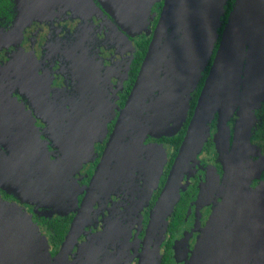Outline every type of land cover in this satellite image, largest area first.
Wrapping results in <instances>:
<instances>
[{
    "label": "flooded vegetation",
    "instance_id": "obj_1",
    "mask_svg": "<svg viewBox=\"0 0 264 264\" xmlns=\"http://www.w3.org/2000/svg\"><path fill=\"white\" fill-rule=\"evenodd\" d=\"M14 1L11 13L0 17V133L6 131L5 125L17 124L20 115L24 114L32 118L35 122L29 121L30 126L28 124L26 132L32 127V122L40 130L39 133L48 143L46 147L49 159L63 175L58 176L55 183L59 182L63 185L59 190L71 194L77 191L78 187L89 185L98 168L118 120L120 109L124 107L138 78L165 0H158L152 6L147 0ZM223 18L224 15L221 17L222 22ZM221 29V26L218 27L216 47L222 38ZM165 40L166 38L163 39V43ZM143 42L147 45V50L144 57L137 61ZM65 52L70 53L75 59L77 71ZM216 53L215 49L205 66L200 68L201 75L190 94L188 115L176 134L153 135V137L152 134H148L142 137L139 135L138 126L130 131L131 136L134 137H129L125 143L130 147L133 144L135 160L127 165L124 164L123 168L119 165V171L124 173L129 171L131 175L124 174L121 181L99 197L83 233L68 255L66 264H72L82 246L95 247V249L99 247L105 251L103 253L107 251L109 256L119 255L123 247L126 251L121 255L129 252L132 258L131 264H139L152 209L164 188L186 133L178 148L176 143L169 144L162 138L176 137L184 125L189 124ZM135 71L136 74L133 76ZM79 72L84 81L79 77ZM244 78L245 81L241 84L239 92V99L243 105H237L227 123L230 131L228 148L221 146L223 150L216 144L215 134L218 135L219 132V113H216L210 124V134L202 148L185 162L186 168L176 197L173 199V210L176 209V213L182 212L183 217L179 222H174L172 217L175 210L172 216L170 215L169 222L171 221L172 224L166 231L162 245V253L167 244L171 245L172 264H188L201 229L223 198L225 191L221 194L220 190H227L240 175L251 172L256 176L250 180L247 190L254 193L264 189V137L260 134V127L264 126V78L262 75L259 76L258 83L250 81L252 86L247 85L249 81L246 74ZM188 82H184L185 84L182 82V91ZM163 92L157 90L147 101H155ZM177 103L168 105V108L174 110ZM246 110L252 115L253 140L259 146L260 152L258 155H250V161L253 160L250 163L247 157L248 147L241 148L240 156H236L239 157L236 161L239 164L235 173L227 172L228 177L219 182L218 186L207 185L206 196L211 202H203L200 195L205 189L203 185L206 178L211 175L207 172L206 166L213 164L223 178L225 170L222 162L223 158L227 157L224 153L222 158L221 153L229 148L233 152L239 147L234 143L235 133L237 125L240 124L241 114ZM149 123L151 122L147 120L145 125L150 126ZM27 144L28 157L43 156L45 147H39L32 141H27ZM160 144H166L170 157L159 185L149 196L151 185L147 188L145 182L141 180L148 177L150 181H155L156 171L153 176H148L149 173L151 175L153 166L149 165L145 173L144 170L148 158L150 157L151 160L155 158ZM137 145L138 148H135ZM152 163L154 165L155 162ZM37 168L40 169L36 170L38 173L44 172L39 165ZM224 181H228L229 185H224ZM215 183L217 185V182ZM182 185H186V188H181ZM141 187L146 189H143L141 195H135V190L138 188L141 190ZM78 194L81 203L85 192ZM144 195L147 204L134 216L133 213L137 209L136 202L132 208L130 207L131 209L127 208L128 204L136 198H138L137 202L141 203ZM2 196L15 203L21 202V199L11 193L8 195L3 192ZM112 206L116 208L110 210ZM31 215L47 235L52 256L55 258L69 233L76 211L55 217L41 216L38 213ZM71 215L67 232L62 241L56 244L52 239L56 234L52 222ZM177 217L179 219L180 214H177ZM123 219L127 221L123 222ZM127 225L131 227L130 234ZM120 226L124 228L122 234ZM180 241L183 243V246L179 244L180 254L183 256L181 262L177 260L175 249Z\"/></svg>",
    "mask_w": 264,
    "mask_h": 264
},
{
    "label": "water",
    "instance_id": "obj_2",
    "mask_svg": "<svg viewBox=\"0 0 264 264\" xmlns=\"http://www.w3.org/2000/svg\"><path fill=\"white\" fill-rule=\"evenodd\" d=\"M202 1H165L138 78L124 107L120 109L118 120L98 168L89 185L75 190V195L82 191L85 195L53 264L67 263L68 255L78 237L83 233L99 197L121 181L124 174L131 175L129 171L126 173L119 171L120 166L123 168L124 164L127 165L135 160L133 144L130 147L125 143L129 137H134L131 136L130 131L139 125V135L142 137L148 134L170 136L176 134L183 125L188 115L191 91L201 75V70L196 69V66L204 67L213 54L219 34L218 27L222 26L221 17L225 13L227 3V0H205V4L204 2L201 4ZM258 25L261 27L258 28ZM263 26L264 0L235 1L186 136L164 188L152 209L139 264H148L152 255L151 247L159 227L162 223L167 227V219L173 212V199L176 197L186 168L185 162L202 148L210 134V124L216 113H219L218 133L225 135V148H228L230 131L227 123L237 105H243L239 99L241 84L245 81L244 75H248L249 67L257 63L253 59L254 54L257 53L255 48L262 43L259 35ZM185 29L191 36L188 47H184ZM262 52L264 56V51ZM65 53L77 71L75 59L70 53ZM201 58L203 62H200ZM167 61L174 62L176 76L173 80H169L167 75V77L162 76ZM189 67L192 73L189 72ZM263 72L262 68L260 74L262 75ZM84 75L87 79L86 74ZM95 76L99 78L97 73ZM79 77L84 81L80 72ZM189 79L191 87L187 89L184 85L185 89L182 91V82L187 83ZM208 85H211V92L207 91ZM157 90L164 92L155 101H147ZM175 102L178 103L174 110H170L168 105ZM147 120L151 122L150 126L145 125ZM142 122L144 124L141 125ZM239 123L237 125L239 129L242 125L252 127V115L248 110L243 111ZM5 127L7 128L6 125ZM135 148H138V145ZM229 149L221 155L225 153L231 160L232 151ZM28 158L29 162L30 158L32 159L34 167L37 168L39 165L44 171L36 174L35 180L39 185L47 186V191H50L52 187L62 189L63 185L59 182L55 183V179L63 175L58 168H55L54 162L49 157L38 155ZM3 171L1 164L0 183L2 184L8 183V180H5L6 177H11L9 173ZM254 176H256L254 172L240 175L225 191L206 225L201 229L188 264H264V189L254 193L247 190Z\"/></svg>",
    "mask_w": 264,
    "mask_h": 264
},
{
    "label": "rangeland",
    "instance_id": "obj_3",
    "mask_svg": "<svg viewBox=\"0 0 264 264\" xmlns=\"http://www.w3.org/2000/svg\"><path fill=\"white\" fill-rule=\"evenodd\" d=\"M147 1L153 2V0ZM206 1L203 0L201 4H203V2L205 4ZM202 7L203 6H201V8ZM144 27L145 25L143 26V28ZM260 27L261 25H258V28ZM255 29H257V25H255ZM185 30L186 40L184 41V47H188L191 36L187 32V29ZM259 37L262 43H259L258 48L253 47L257 52L256 54H254L253 60H255L257 63H254L252 67H249L250 70L247 75V79L249 82L256 81L258 83L259 76H261L260 70H262V68L264 69V56L262 55V51H264V26L261 28ZM200 62H203V58L200 59ZM173 65L174 62L167 61V64L163 69L162 76L167 75L168 77H166L169 80H173L174 76H176V71L173 68ZM200 68L202 67H196V69L199 70ZM189 72L192 73L190 67ZM263 74L264 72L262 73V77L264 78ZM249 82L247 85L252 86V83ZM186 87L187 89L191 87L189 82ZM207 91H212L211 85H208ZM183 96L185 97V92ZM222 118L224 117L222 116ZM30 120H32V118H30L29 116L24 114L20 115L17 124H14L12 126L8 125L5 134H0V167L2 164V168L4 169L3 172L9 173V175L11 176L6 177L5 179L8 180V183H0V264H52L54 258L51 253V245L49 243L47 235L41 230L31 214L38 213L41 216L46 217L61 216L77 211V208L80 204V195H75V191L69 194L58 190L57 188L54 189L53 187L50 189V191H47V186H41L35 180L37 178L36 174H38L36 170L40 169L32 165L33 163L31 158L29 162V158L27 156V141H32L39 147H45L43 149L45 150V152H43V155L45 157H48L46 147L48 146V143L39 133L40 130L34 126L33 122L35 121L32 120V127L28 132H26V128ZM219 130L220 126H218V131ZM235 134H237V137L234 143L239 147H237L232 152L231 160L228 157L223 158L221 155V157L223 158L222 163L225 170L223 178H221L218 170L213 164H209L208 166H206L207 172L211 175L210 177L206 178V181L203 185V188L205 189L202 190V193L200 195V199L203 202H211L208 201L209 198L206 196V192L208 191L206 188L207 185H209L210 187L218 186L219 182L225 180L228 177L227 172L229 174L235 173L236 167L239 164V162L236 163L239 158L236 156H240L239 153L241 151V148H243L244 146L248 147L247 157L250 163L253 161H250V155H258V152H260L258 149L259 146L253 140V132L249 125H242L240 129L237 128ZM151 137H153V135ZM215 139L216 144L219 145V148L225 147L226 138L224 134H222L221 132L218 133V135L215 134ZM244 149H246V147H244ZM154 157L155 158L152 160L150 157L148 158L144 173L146 172L149 165L150 167L153 166L151 175L149 173L148 176H153V173L156 171L155 181H150V178L148 179V177L146 179H140L142 182H145L147 188L151 185L149 189V196L152 195L155 187L159 185L161 177L163 176L166 168V162L170 157V153H167L166 144H160ZM153 161L155 162L154 165L152 163ZM228 164H230L229 167ZM215 182H217V185H215ZM224 185H229L228 181H224ZM139 188L135 190V195H141L143 189H146L144 187H141V190H139ZM181 188H186V185H182ZM224 191L226 190H220V193L222 194ZM3 192L7 193L8 195L9 193L16 195L19 199H21V202L15 203L7 199L6 197L2 196ZM145 195L142 196L141 203L137 202L138 198H136L137 200L134 199L130 203L128 197L126 198L127 204L129 203L127 208L129 209H131L134 206V202H136L137 209L136 212L133 213L134 216H136L137 213L142 211L143 207L146 206L147 203L144 201ZM115 208L116 207L112 206L110 207V210H114ZM167 220H169V218ZM126 221L127 219H123V222ZM127 230L130 234L131 227H129V225H127ZM123 231L124 228H121V234ZM165 237L166 224L162 223V225L158 229L154 244L152 245V255L149 258L148 264H159L163 247L162 245ZM94 238L97 239L98 237ZM127 244L126 246H128ZM179 244H182L183 246V243H181L180 241L177 243L175 249L177 260L181 262L183 256H181L180 254L181 247H179ZM124 251L126 250H124V248L122 247L119 255L109 256L107 251L106 253H103L105 251L103 249H99V247L95 249V247L86 248V246H82L79 253H77L75 259L72 261V264H131L132 258L129 255V252L121 255L122 253H124Z\"/></svg>",
    "mask_w": 264,
    "mask_h": 264
},
{
    "label": "trees",
    "instance_id": "obj_4",
    "mask_svg": "<svg viewBox=\"0 0 264 264\" xmlns=\"http://www.w3.org/2000/svg\"><path fill=\"white\" fill-rule=\"evenodd\" d=\"M235 1L236 0H227L226 6H225L224 18H223V22H222V26H221L222 29L220 30V33H222L224 31L225 27H226L229 15H230L231 11L234 8ZM14 4H15L14 0H0V17L3 16V15L10 14L11 10L14 8ZM147 42H149V41H147ZM218 47H219V43H218L217 47L214 48V50L216 49V52H217ZM146 50H147V45L145 44V42H143L141 44V46H140V51H139V54H138L137 61L139 60V58L141 59V58L144 57V54H145ZM213 54H214V51H213ZM135 74H136V71L134 72L133 76H135ZM133 79H132V81H133ZM191 119H192V116L190 117V121H191ZM189 124H190V122H189ZM188 125L185 124L184 128L181 130V132L176 137H165L164 136L162 138V140L167 142V143H169V144H171V142L174 143V144L176 143V148H178V146L181 144V141H182L185 133L187 132ZM260 134H262L263 137H264V126H263V128L260 127ZM174 210H175V213H176V209H174ZM174 210H173V212H174ZM175 213H174V215L172 217V220L174 222H179L182 219V217H183V213L180 212V211H178L176 213V215H175ZM177 214H180L179 219L177 217ZM171 216H172V214H171ZM71 219H72V215L69 216V217L62 218V219H57V220L52 222V225L54 226V230L56 231V234L53 235L52 239H53V241L56 244H59L62 241L64 234L68 230V225H69V222L71 221ZM170 224H172V222L171 221L169 222V220H168L166 231L169 230V225ZM171 249H172L171 245L167 244L166 247L164 248V251H163L161 257H160L159 264H172L173 256H172V250Z\"/></svg>",
    "mask_w": 264,
    "mask_h": 264
},
{
    "label": "crops",
    "instance_id": "obj_5",
    "mask_svg": "<svg viewBox=\"0 0 264 264\" xmlns=\"http://www.w3.org/2000/svg\"><path fill=\"white\" fill-rule=\"evenodd\" d=\"M158 0H153V2H151L150 6L153 5V3H156ZM166 1V0H165ZM165 4V3H164Z\"/></svg>",
    "mask_w": 264,
    "mask_h": 264
}]
</instances>
